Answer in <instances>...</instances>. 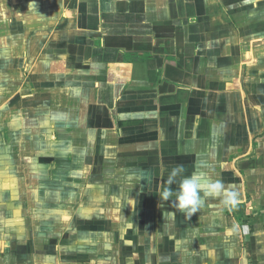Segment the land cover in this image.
<instances>
[{"label": "crops", "instance_id": "0c3cea01", "mask_svg": "<svg viewBox=\"0 0 264 264\" xmlns=\"http://www.w3.org/2000/svg\"><path fill=\"white\" fill-rule=\"evenodd\" d=\"M0 264H264V0H0Z\"/></svg>", "mask_w": 264, "mask_h": 264}, {"label": "clouds", "instance_id": "9594fccd", "mask_svg": "<svg viewBox=\"0 0 264 264\" xmlns=\"http://www.w3.org/2000/svg\"><path fill=\"white\" fill-rule=\"evenodd\" d=\"M185 167L182 164L175 165L165 181V187L159 192L160 201L171 202L176 211L183 213L191 218L204 204V198H222L223 204L235 207L239 204V198L236 191L231 187H226L222 181L216 180L201 184L195 176H184ZM177 177H180L178 187L173 189L172 185L176 183ZM175 197V200L172 198ZM169 215L175 217V212ZM229 235L232 234L229 230Z\"/></svg>", "mask_w": 264, "mask_h": 264}]
</instances>
